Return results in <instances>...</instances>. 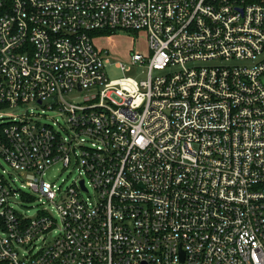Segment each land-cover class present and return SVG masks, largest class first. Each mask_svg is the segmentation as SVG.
<instances>
[{"label":"built area","instance_id":"built-area-1","mask_svg":"<svg viewBox=\"0 0 264 264\" xmlns=\"http://www.w3.org/2000/svg\"><path fill=\"white\" fill-rule=\"evenodd\" d=\"M0 264H264V0H0Z\"/></svg>","mask_w":264,"mask_h":264},{"label":"rangeland","instance_id":"rangeland-1","mask_svg":"<svg viewBox=\"0 0 264 264\" xmlns=\"http://www.w3.org/2000/svg\"><path fill=\"white\" fill-rule=\"evenodd\" d=\"M92 40L95 48L100 52H107L106 57L110 59L111 64L106 67V73L110 80H117L123 78L124 76L133 77L137 81H143L148 78V67H140L139 65L133 66L131 64V56L133 53L141 54L148 57L150 54V48L148 43V34L146 32H134L127 30H115V31H101L93 32ZM253 61L242 63L243 66H252ZM124 65L126 68H131L128 73L122 71L118 65ZM166 74L165 72L156 73V76H162ZM78 103H82V100H77ZM37 111L35 106H24L16 112L7 113H17L20 115L25 114L31 110ZM54 115L49 113L47 118H42L41 121L47 124H51V118ZM78 179L77 171L65 170L61 166L57 169L50 171L46 180H50L56 184L62 185L63 188L73 183ZM62 180H66L65 184H62ZM20 211L27 215L33 216L38 206L36 203L27 205V207L19 208Z\"/></svg>","mask_w":264,"mask_h":264}]
</instances>
